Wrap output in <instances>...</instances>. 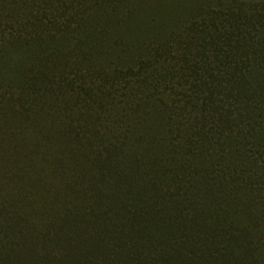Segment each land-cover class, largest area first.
<instances>
[{"label": "trees", "instance_id": "1", "mask_svg": "<svg viewBox=\"0 0 264 264\" xmlns=\"http://www.w3.org/2000/svg\"><path fill=\"white\" fill-rule=\"evenodd\" d=\"M85 26L110 74L0 46V264H264V0H0V39Z\"/></svg>", "mask_w": 264, "mask_h": 264}, {"label": "rangeland", "instance_id": "2", "mask_svg": "<svg viewBox=\"0 0 264 264\" xmlns=\"http://www.w3.org/2000/svg\"><path fill=\"white\" fill-rule=\"evenodd\" d=\"M188 2V0H185ZM190 2V1H189ZM144 7V5L142 6ZM11 16L10 21L15 26H19L20 24L24 23L21 18H18L17 16L22 15L19 13H15ZM147 13H137V15H134L131 20H126V23H130L131 21L134 23L137 19H135L139 15H144V18L147 16ZM149 16H152V14H149ZM190 13L184 14L181 19L182 21L185 19H189ZM174 18H177L175 16ZM87 21V18H84V22ZM93 21V18L90 19V22ZM19 24V25H18ZM51 30V31H50ZM173 32L168 34L166 38L161 36V39L167 40L169 38H180L182 33V27L181 26H175L172 28ZM26 32L30 33V36L24 35ZM24 36H18L15 35L14 37H8L4 39H0V46L4 47L5 49L10 48L9 51L12 49L21 50L24 51L25 55H19L15 56V61L18 64L17 70L20 71L17 72H9L6 76V79L8 80H17L20 79L25 80L26 82H37L40 80V76L35 72L33 75H31V69L29 67V58L30 56L34 58V61L37 63H42V61H46L47 65L54 61L57 66L58 72H65L72 68H77L81 65L86 64L78 61V53L79 54H87L90 57V61L94 64L99 66L101 69L105 70L106 73H111L114 69L119 68L120 65H122L124 58L121 59V56L130 54L125 52L124 50L119 53V50L112 49V52L109 51L108 48H101L98 51V47L102 46V44H106L107 40L105 37L109 34L110 36H114V38L118 39V42L121 40V33L119 25L113 26L108 32L107 35H104L103 32L100 31H92L91 26L90 27H83L82 29H78V31L73 30L71 27L70 29H63L61 31L58 30H52V29H44V28H30L28 30H25ZM67 41V38L72 41L78 37L86 38L85 44L79 43L76 39L77 45H76V53L74 55H68L69 48L67 43L64 45H60L61 42L64 40V38ZM93 39L96 40L97 47H93V44H89L93 41ZM117 45L112 46L116 47ZM79 47V50H78ZM100 50H105L101 51ZM98 51V52H97ZM42 52L47 53L48 55H41ZM113 55V56H112ZM89 61V63H91ZM122 63V64H121ZM58 64V65H57Z\"/></svg>", "mask_w": 264, "mask_h": 264}]
</instances>
